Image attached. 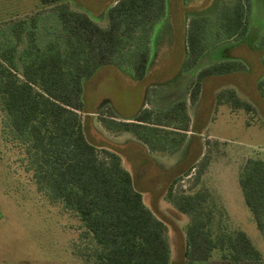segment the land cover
<instances>
[{"label": "trees", "instance_id": "1", "mask_svg": "<svg viewBox=\"0 0 264 264\" xmlns=\"http://www.w3.org/2000/svg\"><path fill=\"white\" fill-rule=\"evenodd\" d=\"M39 2L48 9L0 22V186L5 194L43 200L73 216L77 235L68 247L83 264H171L167 224L145 204L120 155L89 140L81 113L84 81L99 68L125 67L136 79L145 77L167 0H115L104 23L70 0ZM250 12L249 0H221L216 17L188 18L184 68L197 72L186 98L162 109L146 107L129 121L101 109L99 121L107 130L132 133L153 152L179 149L190 130L188 105L199 99L203 81L246 68L233 58L199 66L201 58L217 45L242 39ZM257 88L264 98V76ZM220 104L256 109L233 88L218 91ZM208 163L203 155L165 193L188 216L185 264H261V250L245 230L231 226L218 196L197 186ZM192 170L193 180L184 187L181 181ZM238 183L264 238V159L248 158Z\"/></svg>", "mask_w": 264, "mask_h": 264}, {"label": "rangeland", "instance_id": "2", "mask_svg": "<svg viewBox=\"0 0 264 264\" xmlns=\"http://www.w3.org/2000/svg\"><path fill=\"white\" fill-rule=\"evenodd\" d=\"M115 0H70L71 6L104 23L105 12ZM251 12L245 36L237 42L213 47L199 66L233 58L246 68L213 75L203 81L199 99L188 105L190 130L175 151H151L132 133L107 130L97 117L109 108L117 120L134 119L146 107L162 109L187 97V86L197 69H185L186 24L192 15L216 17L221 0H167L166 17L156 26L151 40V59L143 79L125 67L99 68L84 81L81 111L89 140L118 153L123 166L145 204L168 226L171 264H185V226L188 216L165 200L170 181L207 155L209 163L197 186H207L227 209L232 227L245 230L261 250L264 238L244 204L238 183L239 172L248 158L264 159V98L257 83L264 76V0H249ZM39 0H0V22L43 12ZM233 88L254 111L216 106V94ZM208 142V145H206ZM2 166L0 165V175ZM184 177L188 186L194 177ZM19 201V202H17ZM77 220L36 198L20 200L0 186V264H83L70 252L76 237ZM203 264H223L219 261Z\"/></svg>", "mask_w": 264, "mask_h": 264}]
</instances>
